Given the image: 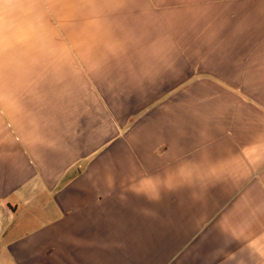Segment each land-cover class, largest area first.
Instances as JSON below:
<instances>
[{
  "label": "crops",
  "instance_id": "crops-1",
  "mask_svg": "<svg viewBox=\"0 0 264 264\" xmlns=\"http://www.w3.org/2000/svg\"><path fill=\"white\" fill-rule=\"evenodd\" d=\"M26 2L0 264H264V0Z\"/></svg>",
  "mask_w": 264,
  "mask_h": 264
},
{
  "label": "clouds",
  "instance_id": "clouds-1",
  "mask_svg": "<svg viewBox=\"0 0 264 264\" xmlns=\"http://www.w3.org/2000/svg\"><path fill=\"white\" fill-rule=\"evenodd\" d=\"M29 4L26 0H0V27L6 24L16 26L26 23Z\"/></svg>",
  "mask_w": 264,
  "mask_h": 264
}]
</instances>
